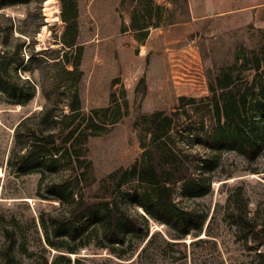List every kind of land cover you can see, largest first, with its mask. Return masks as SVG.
<instances>
[{"label":"trees","instance_id":"16d2710c","mask_svg":"<svg viewBox=\"0 0 264 264\" xmlns=\"http://www.w3.org/2000/svg\"><path fill=\"white\" fill-rule=\"evenodd\" d=\"M36 1L41 5L46 0ZM58 1L64 29L67 32L74 29V34L61 41L62 50L79 48L77 0ZM138 1L120 0L117 10L133 16L129 25L121 24L119 33L142 31L134 20ZM31 2L0 0V19L10 23L11 18L4 12ZM172 4L167 18L154 24L155 27L181 23L176 18L177 10L189 15L187 0H174ZM190 20L188 17L185 22ZM189 38L198 39L207 95L179 97L172 110L132 118L130 127L143 152L128 167L105 175L96 172L88 149L92 134L87 132L106 124L108 109L82 112L75 92L65 106L70 116L62 117L65 120L79 117L72 127L61 125L62 120H58L51 106L39 112L37 124L27 126L29 118H25L15 127L13 147L6 162L9 173L23 176L37 172L42 179L44 173H51L57 177L44 184L41 198L57 202L59 207L38 218L43 237L41 248L58 252L56 260L70 263L67 256L78 255L85 249L106 251L121 259L120 253L127 243L131 246L133 241L144 242L151 237L149 221L164 226L174 245L188 237H200L204 227V234L209 237V223L205 225L208 213L195 206H179L173 198L176 188L180 186L183 197L204 198L212 193L211 184L222 168L224 154L235 153L253 163L263 153L264 29L249 25L212 37L196 31ZM7 40L8 35L4 43ZM23 46L24 42L19 43L12 53L5 48L0 55V104L24 107L36 96V86L17 76V69L29 73L28 62H24L21 54ZM68 55L62 53L53 63L61 61L63 66L71 67V70L64 68V73L73 76L79 58L71 62ZM35 59L44 61L41 57ZM38 68L42 70L41 66ZM193 147H197V153ZM123 203L131 204L142 214H128L121 206ZM258 214L259 209L251 212L247 199L237 188L226 201L223 221L235 229V239L243 243L245 251L264 264V220ZM29 221L36 226L34 218ZM13 223L18 226L14 220ZM3 238L0 264H16L17 250L28 253L25 245L17 244L14 229L5 230ZM42 260L41 264H48L45 258Z\"/></svg>","mask_w":264,"mask_h":264},{"label":"rangeland","instance_id":"374dc122","mask_svg":"<svg viewBox=\"0 0 264 264\" xmlns=\"http://www.w3.org/2000/svg\"><path fill=\"white\" fill-rule=\"evenodd\" d=\"M173 1L139 0L134 20L142 31L121 34V24L129 25L133 15L117 10L120 0H77L76 32L80 47L64 51L60 43L74 34V29L68 32L64 29L58 0L47 5L32 0L29 5L4 12L11 22L0 19V55L5 48L12 53L24 42L21 54L24 62H28L29 73L17 69V76L36 86V96L30 104L24 107L0 104V246L5 230L14 229L17 244L25 245L28 252L17 250L16 264L33 261L41 264L42 258L48 264H260L254 254L245 251L243 243L236 241L235 229L223 221V214L228 197L238 188L251 212L259 209L258 216L264 220V151L253 163L235 153L224 154L222 168L211 184L212 193L204 198L183 197L180 186L176 188L173 198L179 206H195L208 213L205 225L209 223V237L204 234V227L200 237H188L174 245L164 226L149 221L151 237L144 242L133 241L131 246L127 243L120 253L121 259L106 251L85 249L78 255L67 256L70 263L56 260L58 252L41 248L43 237L38 218L59 207L57 202L41 198L43 186L55 180L56 175L44 173L43 179L37 172L17 176L6 167L14 129L23 119L29 118L27 126H33L39 122V112L51 106L58 120H62L61 125L72 127L77 123L79 117L62 119L70 116L65 106L74 92L78 94L82 112L108 109L106 124L87 132L92 134L88 149L96 172L105 175L128 167L143 152L130 127L132 118L172 110L179 97L207 95L198 39L190 40L189 36L197 31L212 37L249 25L264 29V0H187L189 15L177 10L176 18L181 23L155 27L154 24L167 18ZM188 17L191 20L185 22ZM64 52L69 54L71 62L79 58L73 76L64 73V68L71 70V67L63 66L61 61L57 65L53 63ZM40 57L44 61L33 60ZM192 150L198 152L197 147ZM121 206L130 215L142 214L131 204ZM31 218L35 227L29 221ZM200 239L204 242H199Z\"/></svg>","mask_w":264,"mask_h":264},{"label":"bare ground","instance_id":"6f19581e","mask_svg":"<svg viewBox=\"0 0 264 264\" xmlns=\"http://www.w3.org/2000/svg\"><path fill=\"white\" fill-rule=\"evenodd\" d=\"M53 1V0H52ZM51 2V0H46L45 1V5L49 4ZM47 9V8H46ZM48 12V11H47ZM0 176H2V171L0 170Z\"/></svg>","mask_w":264,"mask_h":264}]
</instances>
